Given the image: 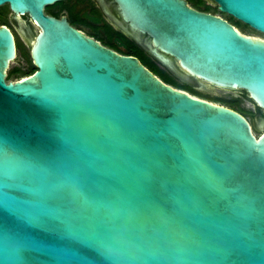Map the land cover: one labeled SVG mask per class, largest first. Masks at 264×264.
<instances>
[{"label": "water", "instance_id": "obj_1", "mask_svg": "<svg viewBox=\"0 0 264 264\" xmlns=\"http://www.w3.org/2000/svg\"><path fill=\"white\" fill-rule=\"evenodd\" d=\"M57 1L0 0L36 25L35 71L6 81L0 24V264H264V116L256 135L44 12ZM114 1L108 16L176 77L264 110V39L187 0ZM208 3L264 33V0Z\"/></svg>", "mask_w": 264, "mask_h": 264}, {"label": "flooded vegetation", "instance_id": "obj_2", "mask_svg": "<svg viewBox=\"0 0 264 264\" xmlns=\"http://www.w3.org/2000/svg\"><path fill=\"white\" fill-rule=\"evenodd\" d=\"M104 6L108 7L111 10V12L115 14V16L119 17L118 12L116 10V3L114 0H64L63 3L55 2L53 4L45 6L44 12L56 18L65 17L72 26L80 29L88 36L95 38L102 44H103V41L100 39H97L96 35L97 34L106 35L105 29L108 25H110L114 30L119 31L123 33L124 35L130 37L141 49H143L145 54H147L148 56L152 58L153 56L146 50L143 44L135 41V39L129 33H127L125 30L119 27L111 19V17L108 16V14L104 10ZM63 12H65V14H63ZM21 16H24V18L27 20L26 21L27 24H29L30 27L32 26L36 31L35 22L30 19L28 14H23ZM75 17H77L76 20L74 19ZM31 32L32 31L30 29V32H28V35H27V42L30 43L28 51L20 50L17 38L15 34L12 32L15 38L16 56H15V59L12 62H10L6 70V76H5L6 81L19 79L35 71L36 67L33 64V58L31 56V42L29 40ZM139 37L142 42L148 40V36L145 33H140ZM18 51H19V54H18ZM22 59L32 64V70L29 73H26L24 75L20 74L22 70L21 69L22 66L20 64ZM33 67H35V69H33ZM244 92L246 91L240 90V93H244ZM256 107L259 108L257 105Z\"/></svg>", "mask_w": 264, "mask_h": 264}, {"label": "trees", "instance_id": "obj_3", "mask_svg": "<svg viewBox=\"0 0 264 264\" xmlns=\"http://www.w3.org/2000/svg\"><path fill=\"white\" fill-rule=\"evenodd\" d=\"M190 5L193 7L204 10V11H211L213 9H217V7L209 4L205 0H187ZM64 0L57 1V3H63ZM233 18V17H232ZM75 20L77 17L74 18ZM236 23H233L236 27L240 24L248 26L238 20ZM5 24V23H1ZM6 25V24H5ZM106 35L97 34V39L103 41L104 45L114 49L115 51L123 54H133L139 58V60L148 67L155 75H157L162 81L168 83L174 87L179 89H183L188 91L189 93L214 101L220 102L228 107L235 109L236 111L242 113L244 116L247 115V110L243 107L240 103V99L238 97H223V96H216L210 93H207L203 90L197 89L194 85L185 82L174 74H172L165 66L159 63L153 57L151 58L147 54L144 53L143 49H141L130 37L124 35L123 33L114 30L110 25H108L105 29ZM35 69V67H33Z\"/></svg>", "mask_w": 264, "mask_h": 264}, {"label": "rangeland", "instance_id": "obj_4", "mask_svg": "<svg viewBox=\"0 0 264 264\" xmlns=\"http://www.w3.org/2000/svg\"><path fill=\"white\" fill-rule=\"evenodd\" d=\"M205 1L208 2V0H205ZM210 4L217 7V4H215V3H210ZM210 12L215 13V14H219L220 16H222L223 18H226L231 23H236L234 18H232L230 15H228L226 13H222V12L218 11V9H213ZM63 14H65V12H63ZM26 21L27 20L24 18V16H21L19 14H13V12L10 10L8 4L0 5V24L5 23L6 26H8L11 29V31L15 34L17 41H18V44H19V47H20V50L28 51L29 46H30V43L27 42L28 32H30V29H31L32 36H34L36 31L32 26L30 27V25L27 24ZM237 28L245 34H250V35H253L256 37H261L264 39V33H261L257 30H254V29L250 28L249 26H245L243 24H240L239 26H237ZM18 50H19V48H18ZM18 54H19V51H18ZM20 64L22 66V68H21L22 70L20 73L21 75L29 73L32 70V64H30L29 62H27L24 59H22ZM11 65H13V64H11ZM193 85L197 87L195 81H193ZM205 86H206V88H204L202 90L207 92V93H210L212 95L229 97V98L230 97H238L240 99L241 105L243 107H245L247 110L246 117L249 120V122L254 126L255 134L256 135L260 134V130L258 128H256V125H257V122L259 120V116L260 115L264 116V110L256 107V105L250 100L247 92L240 93V90H227V89H222L219 87H214V86H211L209 84H205ZM217 103H220V102H217Z\"/></svg>", "mask_w": 264, "mask_h": 264}, {"label": "bare ground", "instance_id": "obj_5", "mask_svg": "<svg viewBox=\"0 0 264 264\" xmlns=\"http://www.w3.org/2000/svg\"><path fill=\"white\" fill-rule=\"evenodd\" d=\"M253 36V35H252ZM253 37H255V38H259V39H263V38H261V37H256V36H253Z\"/></svg>", "mask_w": 264, "mask_h": 264}]
</instances>
